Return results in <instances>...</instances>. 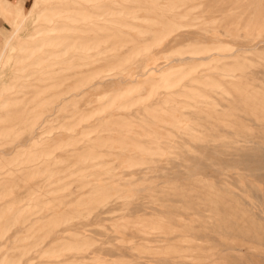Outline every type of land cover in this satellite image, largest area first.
<instances>
[{
  "label": "rangeland",
  "instance_id": "rangeland-1",
  "mask_svg": "<svg viewBox=\"0 0 264 264\" xmlns=\"http://www.w3.org/2000/svg\"><path fill=\"white\" fill-rule=\"evenodd\" d=\"M2 84L0 264H264V0H0Z\"/></svg>",
  "mask_w": 264,
  "mask_h": 264
},
{
  "label": "crops",
  "instance_id": "crops-1",
  "mask_svg": "<svg viewBox=\"0 0 264 264\" xmlns=\"http://www.w3.org/2000/svg\"><path fill=\"white\" fill-rule=\"evenodd\" d=\"M16 89H18L17 87H9V86H7L6 84H2L1 86H0V92H1V94H0V96L1 95H3V96H10V94H12V92L14 91V90H16ZM2 90V91H1ZM4 92H5V95H4ZM13 95V94H12Z\"/></svg>",
  "mask_w": 264,
  "mask_h": 264
},
{
  "label": "bare ground",
  "instance_id": "bare-ground-1",
  "mask_svg": "<svg viewBox=\"0 0 264 264\" xmlns=\"http://www.w3.org/2000/svg\"><path fill=\"white\" fill-rule=\"evenodd\" d=\"M206 57H207V56H206ZM209 57H210V56H209ZM209 57H208V58H209ZM205 60H206V59H205ZM157 248H158V247H157ZM156 250H157V249H156ZM158 250H160V249H158ZM146 258H147V256H146ZM149 258H150V257H149ZM159 258H160V257H159ZM153 260H154V259H153ZM142 264H151V263H150V261H149V260H147V261H145V262H144V263H142Z\"/></svg>",
  "mask_w": 264,
  "mask_h": 264
}]
</instances>
